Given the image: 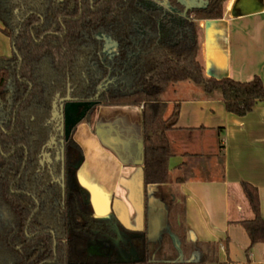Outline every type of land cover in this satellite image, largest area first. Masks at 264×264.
<instances>
[{
  "label": "trees",
  "instance_id": "16d2710c",
  "mask_svg": "<svg viewBox=\"0 0 264 264\" xmlns=\"http://www.w3.org/2000/svg\"><path fill=\"white\" fill-rule=\"evenodd\" d=\"M227 0H206L185 10L177 0H0L1 31L12 45L0 56V264H178L162 234L167 254L153 256L147 230L130 231L113 219L93 217L84 193L74 181V156L80 147L64 142L63 188L39 164L50 134L48 119L55 95L96 104L83 118L91 122L99 106H141L142 187L168 181L172 155L167 132L179 105L160 99L170 84L190 81L205 92L218 91L227 112L243 116L264 100L259 76L248 80L204 75L198 60V20L223 17ZM264 8V0H263ZM116 44L114 53L104 47ZM99 86H101L99 88ZM253 218L240 221L250 244L264 242V218L256 187L241 183ZM181 195L168 215L182 251H200L197 260L179 264L220 262L215 242H189L183 224ZM129 234L134 257L89 255L88 241ZM128 244L120 242L118 251ZM180 253L177 256L179 258Z\"/></svg>",
  "mask_w": 264,
  "mask_h": 264
},
{
  "label": "crops",
  "instance_id": "0c3cea01",
  "mask_svg": "<svg viewBox=\"0 0 264 264\" xmlns=\"http://www.w3.org/2000/svg\"><path fill=\"white\" fill-rule=\"evenodd\" d=\"M198 60L204 75L248 80L264 86L263 0H227L223 17L198 20ZM0 56L12 45L1 31ZM169 113L179 105L167 132L172 155L168 181L142 187L141 106H99L91 122L72 131L80 147L73 176L93 217L116 218L130 231L147 230L153 256L167 255L160 245L175 195L184 202L183 224L189 242H215L220 262L264 264V242L249 247L240 221L253 218L241 183L256 187L264 218V100L238 116L227 112L218 91L205 92L190 81L170 84L160 95ZM177 249V243H174ZM201 253L182 251L177 263ZM173 261V260H170Z\"/></svg>",
  "mask_w": 264,
  "mask_h": 264
},
{
  "label": "water",
  "instance_id": "95a60500",
  "mask_svg": "<svg viewBox=\"0 0 264 264\" xmlns=\"http://www.w3.org/2000/svg\"><path fill=\"white\" fill-rule=\"evenodd\" d=\"M185 6V10L192 8L197 5L204 3H199L198 1L202 0H181ZM197 2V4L195 3ZM101 86H99L100 88ZM98 93H96L94 99L78 101L70 97L69 92H67L65 97H58V94L55 95L51 103V112L48 119V123L56 124L57 130L61 138L59 139V150H56L54 159L61 161V171H60V185L63 188V179H64V142H66L73 129L78 123H80L85 117L86 113L96 104V98ZM56 143L55 136L50 134L46 143L42 146L40 152L39 163L42 165L43 158L45 157L48 162H51L52 158L49 151H46V148L54 145ZM133 253V252H132Z\"/></svg>",
  "mask_w": 264,
  "mask_h": 264
},
{
  "label": "flooded vegetation",
  "instance_id": "af4514ba",
  "mask_svg": "<svg viewBox=\"0 0 264 264\" xmlns=\"http://www.w3.org/2000/svg\"><path fill=\"white\" fill-rule=\"evenodd\" d=\"M177 1H179L180 3H182V1L181 0H177ZM204 1V3L203 4H201V5H197V6H194V7H192V8H195V7H200V6H203L205 3H206V0H202V1H198L199 3H201V2H203ZM196 4H197V2H195ZM183 4V3H182ZM184 5V4H183ZM185 7V6H184ZM190 9V8H189ZM104 49L108 52V53H114L115 52V50H116V44L114 43V42H111V41H108L107 43H106V45H105V47H104ZM56 124H50V128H51V130H50V134H52V135H54L55 136V141H56V143L54 144V145H51L50 147H48V148H46V151H49L50 152V155H51V158H52V160H51V162H48L47 161V159L44 157L43 158V163H42V165L41 166H45V167H47L48 169H52L53 168V165H54V163L55 162H58V161H60V159H58V160H55L54 159V157H55V152H56V150H59V147H60V145H59V139L61 138V136H60V134H59V131L57 130V127L55 126ZM49 134V135H50ZM71 135H72V133L70 134V137H71ZM69 137V138H70ZM72 138V137H71ZM41 152V151H40ZM63 156H64V153H63ZM41 157H40V155H39V159H40ZM73 163L75 164V167H76V165H77V160H73ZM60 164H61V161H60ZM60 171H61V168H60ZM60 174H59V176L58 177H55V178H53V180L54 181H56V182H59L60 183ZM64 180V179H63ZM95 218H98V217H95ZM100 219H113V220H115L116 222H119L116 218H113V217H109V218H100ZM142 230V229H141ZM130 235L129 234H127V233H121L118 237L116 236L115 238H113V237H111V236H106V237H100V238H95V239H92V240H90V241H88V243L89 242H94V240H97V239H105V238H111V240L112 241H110L111 242V247L112 248H109V252H108V254L107 255H100V256H110L114 251H115V249H116V251H117V256H118V258L119 259H124V258H126V257H128L127 259H130V260H132L133 259V257H134V254L132 253L133 251H132V247H131V245L130 244H128L129 243V240H130ZM124 242L126 245L128 244V247H127V250H126V252H123L122 253V251L121 252H119L118 251V245H119V243L120 242ZM87 249H88V244H87ZM126 256V257H125Z\"/></svg>",
  "mask_w": 264,
  "mask_h": 264
},
{
  "label": "rangeland",
  "instance_id": "374dc122",
  "mask_svg": "<svg viewBox=\"0 0 264 264\" xmlns=\"http://www.w3.org/2000/svg\"><path fill=\"white\" fill-rule=\"evenodd\" d=\"M166 236H167L166 241L169 244L171 252H172L171 260L177 262L178 261V259H177L178 254L182 253V247L180 245H178L177 249H175V247H174L175 246L174 243L179 244L178 240H177L178 239L177 235L172 229H170V230L168 229V233H166ZM110 241H112L111 238H105V239L94 240V242H89L88 243L89 255H92V256L107 255L109 252V248H112L110 245L111 244ZM157 258H158V256H157ZM161 258H162L161 260H163V257H161Z\"/></svg>",
  "mask_w": 264,
  "mask_h": 264
}]
</instances>
